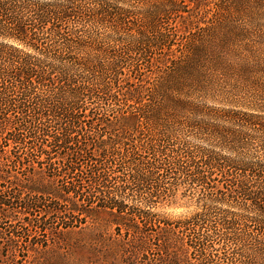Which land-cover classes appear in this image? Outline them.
<instances>
[{
    "label": "trees",
    "instance_id": "obj_1",
    "mask_svg": "<svg viewBox=\"0 0 264 264\" xmlns=\"http://www.w3.org/2000/svg\"><path fill=\"white\" fill-rule=\"evenodd\" d=\"M263 50L264 0H0V264L98 213L135 264H264ZM217 67L236 106L195 97Z\"/></svg>",
    "mask_w": 264,
    "mask_h": 264
},
{
    "label": "rangeland",
    "instance_id": "obj_2",
    "mask_svg": "<svg viewBox=\"0 0 264 264\" xmlns=\"http://www.w3.org/2000/svg\"><path fill=\"white\" fill-rule=\"evenodd\" d=\"M141 12V11H139ZM157 14L152 18L159 19ZM147 55L151 56L150 51H147ZM237 55V53H235ZM235 57V56H234ZM233 57V58H234ZM259 58L264 61V50L259 53ZM235 58L231 61L232 64L236 62ZM131 64V61L129 62ZM129 64V65H130ZM123 66V65H122ZM127 67V66H125ZM127 70V68H124ZM210 65L206 67V72L211 70ZM259 67L257 70H260ZM211 73L210 81L212 85L205 88L201 92H197L195 97L198 98L201 103L207 106L213 107H230L236 106L231 102L234 98V94H238V89L244 85L239 81V77L231 71H223L221 67H217ZM253 77L255 79H261L264 82V71L262 73H255ZM252 75V74H251ZM181 139L190 144H199V140L190 136L187 132L183 131L179 133ZM184 195V198L181 197ZM189 191H185L183 186H179L176 190V200L173 204H164L160 202L157 208L153 209L154 213L159 219H165L168 221H175L177 219H184L191 216L198 211V207L193 204L194 198L189 199ZM192 202V203H191ZM128 205V204H127ZM131 206V205H130ZM20 217V216H19ZM93 223H88L86 229L82 233L73 232L67 236H60L55 238L52 243H48L47 248L38 249L36 253H31L26 259L27 262L20 259L18 252L13 257H9L7 264H135L136 259L125 248V241L118 237L115 232V225L113 218L107 213H98L93 219ZM16 222V223H15ZM22 220L18 217L16 221L12 222L11 226L15 228L23 227ZM15 223V224H13ZM8 224H1L0 231H4ZM20 230L18 231L19 235ZM8 233L5 232L2 237L7 239ZM23 240L14 239V244L21 245ZM4 244L3 238L0 239V245ZM17 251V250H16ZM4 252V251H3ZM223 250H218L216 254H221ZM2 253V251H1ZM5 253V252H4ZM3 254V253H2ZM5 255V254H4ZM4 256L0 255L1 260ZM11 259V260H10ZM155 264H160L158 261Z\"/></svg>",
    "mask_w": 264,
    "mask_h": 264
}]
</instances>
